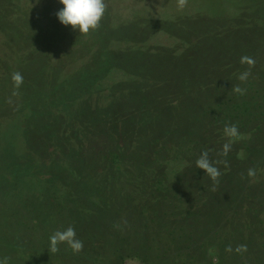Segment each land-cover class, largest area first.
I'll return each mask as SVG.
<instances>
[{
    "label": "trees",
    "instance_id": "trees-1",
    "mask_svg": "<svg viewBox=\"0 0 264 264\" xmlns=\"http://www.w3.org/2000/svg\"><path fill=\"white\" fill-rule=\"evenodd\" d=\"M117 1L81 34L59 0H0V215L25 227V264H264V0ZM68 226L83 250L50 252Z\"/></svg>",
    "mask_w": 264,
    "mask_h": 264
},
{
    "label": "clouds",
    "instance_id": "clouds-1",
    "mask_svg": "<svg viewBox=\"0 0 264 264\" xmlns=\"http://www.w3.org/2000/svg\"><path fill=\"white\" fill-rule=\"evenodd\" d=\"M63 7L56 13L58 21L64 25H71L73 30H78L81 34H87L89 30H95L99 27L100 21L105 13L106 4L104 0H59ZM185 0H180L179 7H184ZM241 63L249 65L251 68L255 64V60L249 56L241 57ZM251 75L250 71H244L238 77L240 81H246ZM12 79L16 87H19L23 82L21 73H14ZM236 93L243 95L245 89L239 86L234 88ZM224 133L227 137L233 138L239 136V129L235 124L226 125ZM231 150L230 143L223 145V154L227 155ZM198 169L203 170L213 181H216L220 176V170L215 166L214 162L209 159V152L202 151L196 160ZM254 170L249 169L248 175H254ZM66 243L74 252L83 250V241L77 238L76 229L73 226H68L63 230L55 231L49 237V251L52 253L59 251V245ZM243 250H246L242 246ZM0 264H9L7 256H0Z\"/></svg>",
    "mask_w": 264,
    "mask_h": 264
},
{
    "label": "rangeland",
    "instance_id": "rangeland-1",
    "mask_svg": "<svg viewBox=\"0 0 264 264\" xmlns=\"http://www.w3.org/2000/svg\"><path fill=\"white\" fill-rule=\"evenodd\" d=\"M127 1L128 0H126L125 2H127ZM158 1L168 2V1H174V0H156V2H158ZM209 1H215V0H209ZM115 2L117 3L118 1L115 0ZM178 2H180V0H176V2H173V4L178 6L179 5ZM204 2H207V0H185V3H187L188 5H192V4H197V5L200 4L201 5V3H204ZM128 3H131V2H128ZM159 4L160 3H155V7H159ZM169 13H170L169 11L165 10L163 12L160 11L158 13V15L166 17V16H168ZM157 38L160 42L165 40V36L163 34H160L159 36H157ZM155 40L156 39L154 38L152 41L155 42ZM115 77H116L115 79L110 80L108 82L104 81V83L108 84L112 81H117V79L123 78L121 76H115ZM14 130L16 131L18 129L14 128ZM7 135L9 137V139L11 140L12 146L14 148V152L13 151H12V153L10 152V154H11L10 159L7 160V163H8L7 167L9 168V170L12 171V170H15L17 165H18L19 154L21 152H25V149H24V145H22V139L23 138L21 135H19V133L15 134V133L10 132V133H7ZM81 139H83V137ZM112 142H113V140H112ZM8 144H9V141L6 143V145H8ZM91 145H92V143H88V144H86V146L85 145L84 146L90 149ZM77 149H78V145L75 143L71 147L69 146L68 151L72 154H76ZM44 153L50 159V162L54 161L55 155L53 152V146L46 145ZM53 167H54V170H56V172H60L61 170L68 168L69 166L63 167L62 165L56 164ZM37 168L38 169L40 168L39 165ZM91 168H92V164H89L86 168H79V170H75L74 168L73 169L75 171L89 172V171H91ZM63 174L65 175V173H63ZM68 175L73 177V174L69 173ZM11 178L14 180L15 175L11 176ZM12 182L13 181H11V183ZM14 182H15V180H14ZM14 182H13V184H11L10 182H6V183H9V184L15 186L16 188H18L17 185L21 186V184L18 181H17V184L16 183L14 184ZM0 186H1V184H0ZM30 190H31L30 193H34V194H36L38 191L36 189H30ZM158 208H159L158 206L152 207V209H158ZM22 209H23L22 211H24L23 207H22ZM26 232L27 231H26L25 227H23V225L22 226H16V225L14 226V224L11 220V217H10V215H8V213L5 215H3V214L0 215V256H7L9 258V264H25V262H26L25 256L29 255V253L27 252V246L25 245V241H24V239H26V236L28 235ZM133 239H136L138 244L140 243V240H141L140 235H138V237L136 235H134ZM137 262H136V260L126 258V259H124L122 264H138Z\"/></svg>",
    "mask_w": 264,
    "mask_h": 264
}]
</instances>
